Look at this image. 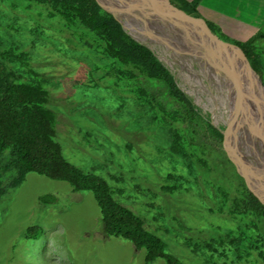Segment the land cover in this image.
<instances>
[{
  "label": "rangeland",
  "instance_id": "1",
  "mask_svg": "<svg viewBox=\"0 0 264 264\" xmlns=\"http://www.w3.org/2000/svg\"><path fill=\"white\" fill-rule=\"evenodd\" d=\"M79 33L80 28L64 27L62 19L43 5L0 0V50L13 46L24 51L38 73L48 92L47 106L56 115L54 139L64 158L103 178L116 191L114 198L140 216L145 228L164 241L165 251L184 264H264V245L254 243L238 215H228L229 205L218 195L209 194L206 187L200 195L188 186L173 192L161 189L166 172L173 170L166 151H161L167 146L165 135L147 127L146 115L133 114L141 113V108L125 99L122 87L110 85L112 77H101L105 63L83 45ZM135 36L168 68L198 112L225 129L222 111L210 108L213 100L207 94L216 91L204 76L199 63L204 60L188 50H168L158 41ZM257 45L264 48V40ZM19 72L22 80L28 78ZM122 99L124 111L119 114L115 106ZM247 145L239 134V149L249 156ZM220 168L225 175L232 171L230 166ZM45 194L54 200L40 201ZM28 225L41 227L37 238H24ZM227 235L235 240L229 243ZM0 264H163V260L145 262L143 248L103 235L90 191H75L66 181L27 172L19 185L0 196Z\"/></svg>",
  "mask_w": 264,
  "mask_h": 264
},
{
  "label": "trees",
  "instance_id": "2",
  "mask_svg": "<svg viewBox=\"0 0 264 264\" xmlns=\"http://www.w3.org/2000/svg\"><path fill=\"white\" fill-rule=\"evenodd\" d=\"M27 1L45 6L50 15L62 19L64 27L80 28L78 36L83 45L99 53L105 63L101 77H112L110 85L122 87L125 99L141 108V113L133 114L146 115L147 127L163 132L167 146L160 150L166 151L173 170L166 172L161 189L173 192L188 186L200 195L206 187L209 194L218 195L224 205H229L230 217L238 215L249 236L255 238L254 243L264 245V205L227 158L220 129L198 112L156 55L129 36L96 0ZM170 2L189 16L204 20L222 41L237 45L264 86V48L257 45L264 37V26L248 39H234L200 15L199 0ZM4 61L14 64V68ZM19 71H24L28 78L22 80ZM38 77L24 51L13 46L0 50V196L19 185L27 172L66 181L75 191L93 194L103 235L129 240L135 249L143 248L145 262L161 258L163 264H184L165 251L164 241L145 228L140 216L114 198L116 191L103 178L64 158L60 144L54 139L56 115L47 106L48 92ZM125 99L115 106L119 114L124 111ZM223 166H230L229 175L219 171ZM39 200L50 202L54 196L41 195ZM41 232L39 225H28L23 234L26 239H35ZM227 237L229 243L235 240L231 235Z\"/></svg>",
  "mask_w": 264,
  "mask_h": 264
},
{
  "label": "bare ground",
  "instance_id": "3",
  "mask_svg": "<svg viewBox=\"0 0 264 264\" xmlns=\"http://www.w3.org/2000/svg\"><path fill=\"white\" fill-rule=\"evenodd\" d=\"M113 2L108 7L114 10L116 15L130 27L132 34H139L143 38L157 40L168 50H173L172 48L179 50V48L188 47L201 51L200 54L204 61L199 63L203 67L204 76L207 80L209 79V83H212L216 91L215 94L206 93L208 100H213V105L210 108L213 110L219 108L222 111L223 122L226 123L229 107L233 105L235 116L242 120L239 134L242 135L243 141L248 143L247 147L251 148L248 152L249 156L246 154L245 157L257 162L264 169V94L255 78L251 79L248 90L243 89L240 81L235 80L231 74L227 73L222 63L207 49L202 50L200 46L193 44L191 41L183 42L181 38H178L184 37L185 34L178 31L168 17L152 13V9L146 6L145 0H113ZM159 19H164L165 29L166 27L170 28L176 34H171L164 28L162 30L158 29L159 32H157L153 21H159ZM230 57L241 73L248 75L247 69L240 58L235 53H230ZM214 101L217 106L214 105Z\"/></svg>",
  "mask_w": 264,
  "mask_h": 264
},
{
  "label": "water",
  "instance_id": "4",
  "mask_svg": "<svg viewBox=\"0 0 264 264\" xmlns=\"http://www.w3.org/2000/svg\"><path fill=\"white\" fill-rule=\"evenodd\" d=\"M96 1L102 8L110 12L116 18V20L121 24L123 30L129 36H131L136 41L144 44L138 37L132 34L129 30H126L125 28L126 24L122 21V19L116 15L114 10L108 7V4H104L106 2L112 4L114 3L113 0H96ZM145 1H146V6L152 9L153 11L152 13L162 15L166 18L168 17L171 23L175 25L177 30L185 34L184 37H178L181 38L183 42L191 41L193 44L200 46L202 50L207 49L210 54L216 57L222 63L224 70L227 73L231 74L235 80L237 79L240 81L243 89L248 90L250 88L251 79L255 78L260 89L264 94V86L262 84L261 78L250 66L244 53L237 45L222 41L216 34H214L209 29V27L207 26L204 20L189 16L184 11L174 6L170 2V0H145ZM153 22L157 32H159V30H162V28H164V30L167 29L171 34H176L170 28L166 27L165 29L166 23L164 22V19L162 20L159 19V21H153ZM147 47L152 51V49L149 46ZM179 50H183V51L188 50L187 52L191 51L190 52L191 54L192 53L197 54V52H199L197 55H199V57L202 58L200 54L201 51L199 49L188 48V47L184 49L183 47V48H179ZM230 53H235L240 58V60L247 69L248 75L242 74L239 68L231 61ZM232 107L233 105H230L229 107L228 120L225 123V129H221L217 127L212 122L211 124H213L215 127L220 129L221 133L224 135V142L222 149L224 150L229 161L233 164L236 172L242 177L247 188L251 191V193L260 201V203L264 205V169H262L257 164V162L246 158L245 157L246 155L242 153V151L239 149L238 137H239V128L242 125V120L235 116V112Z\"/></svg>",
  "mask_w": 264,
  "mask_h": 264
},
{
  "label": "crops",
  "instance_id": "5",
  "mask_svg": "<svg viewBox=\"0 0 264 264\" xmlns=\"http://www.w3.org/2000/svg\"><path fill=\"white\" fill-rule=\"evenodd\" d=\"M197 9L234 39H248L264 26V0H199Z\"/></svg>",
  "mask_w": 264,
  "mask_h": 264
}]
</instances>
